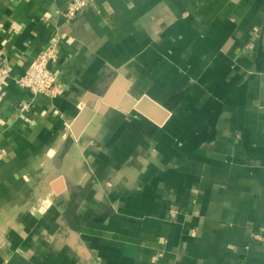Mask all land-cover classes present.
Here are the masks:
<instances>
[{
  "label": "crops",
  "instance_id": "crops-1",
  "mask_svg": "<svg viewBox=\"0 0 264 264\" xmlns=\"http://www.w3.org/2000/svg\"><path fill=\"white\" fill-rule=\"evenodd\" d=\"M69 1L0 0V264H264V0Z\"/></svg>",
  "mask_w": 264,
  "mask_h": 264
},
{
  "label": "built area",
  "instance_id": "built-area-1",
  "mask_svg": "<svg viewBox=\"0 0 264 264\" xmlns=\"http://www.w3.org/2000/svg\"><path fill=\"white\" fill-rule=\"evenodd\" d=\"M89 0H70L66 5L63 16L70 20L77 16L88 4ZM60 37L56 36L51 42L39 52V54L31 60L26 69L15 78L16 84L29 92L27 99L19 102L17 106L18 112L28 111L33 105L34 96L44 94L51 98L61 95L64 91L62 84L57 81L56 75L48 67L58 58ZM10 67L7 64H0V82L10 77ZM1 157V150H0ZM170 217H176L175 210L169 211ZM252 237L255 240H261L262 236L259 232H254Z\"/></svg>",
  "mask_w": 264,
  "mask_h": 264
},
{
  "label": "water",
  "instance_id": "water-1",
  "mask_svg": "<svg viewBox=\"0 0 264 264\" xmlns=\"http://www.w3.org/2000/svg\"><path fill=\"white\" fill-rule=\"evenodd\" d=\"M145 105H147L146 107L141 106V104L137 105V108H139L140 110L144 111L146 114H148V116L153 117L154 113L159 112L160 114H162L163 112L152 102L150 101H143ZM142 102V103H143ZM86 113V109L82 110L80 112V114L78 115V117L75 119L74 124H73V130L76 132L77 129L81 128V126L84 124V121L86 119V117L82 116V114ZM154 118V117H153ZM157 120V118H155ZM158 121V120H157Z\"/></svg>",
  "mask_w": 264,
  "mask_h": 264
}]
</instances>
